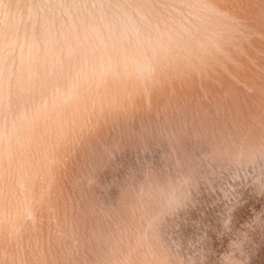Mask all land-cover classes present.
<instances>
[{"label":"rangeland","instance_id":"1","mask_svg":"<svg viewBox=\"0 0 264 264\" xmlns=\"http://www.w3.org/2000/svg\"><path fill=\"white\" fill-rule=\"evenodd\" d=\"M145 33V90L97 78ZM257 159L264 0H0V264H264V184L228 181Z\"/></svg>","mask_w":264,"mask_h":264},{"label":"clouds","instance_id":"2","mask_svg":"<svg viewBox=\"0 0 264 264\" xmlns=\"http://www.w3.org/2000/svg\"><path fill=\"white\" fill-rule=\"evenodd\" d=\"M164 48V43L157 37L146 33L140 35L137 38L136 51L132 55L123 57L115 64L111 59H106L98 66L96 76L99 80H106L110 77L115 78L121 74L131 78L134 73L138 86L142 90H145L156 73V65ZM72 98L73 93L71 91L65 93L66 100ZM257 176L264 177V162H261L259 159L255 162H249L247 165L240 163L235 167H230L228 171V181L232 187V191H235L236 186L240 183H247L249 187L261 189L264 180L257 183ZM192 185L191 173H183L182 179L179 181L173 180L170 196L154 216L145 218V226L155 228L158 224L166 223L167 220L182 211L186 206V201L191 198ZM196 187H199L198 182L196 183ZM143 191L144 186L141 180L136 185V195H140ZM232 243L230 244V249ZM230 254L233 255L237 264H241V261L236 258L234 252H230Z\"/></svg>","mask_w":264,"mask_h":264}]
</instances>
